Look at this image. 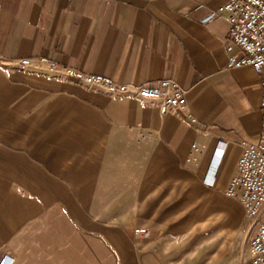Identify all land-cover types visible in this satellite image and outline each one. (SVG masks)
Returning <instances> with one entry per match:
<instances>
[{
    "label": "crops",
    "instance_id": "obj_1",
    "mask_svg": "<svg viewBox=\"0 0 264 264\" xmlns=\"http://www.w3.org/2000/svg\"><path fill=\"white\" fill-rule=\"evenodd\" d=\"M226 1L0 0V261L163 264L180 253L168 257L159 236L177 222L181 183L207 186L217 163L207 187L224 193L261 129L260 77L226 65L238 53L229 22H200ZM20 58L30 65L10 66ZM38 58L131 85L172 79L185 106L161 115L155 100L47 76Z\"/></svg>",
    "mask_w": 264,
    "mask_h": 264
},
{
    "label": "built area",
    "instance_id": "obj_2",
    "mask_svg": "<svg viewBox=\"0 0 264 264\" xmlns=\"http://www.w3.org/2000/svg\"><path fill=\"white\" fill-rule=\"evenodd\" d=\"M224 16L230 24L228 42L237 48L238 53L227 56L228 68L250 66L260 77L261 129L255 144L243 147L236 168L226 184L224 194L236 200L251 220L252 233L248 241L249 264H264V0H227L217 10H212L200 22L206 24L216 16ZM30 58H20L10 62V66L25 69L30 65ZM45 66V75L61 78L75 85L100 87L111 94L138 96L155 100L161 115L185 106L184 91L178 82L162 79L158 85L143 83L131 85L116 82L101 74L84 73L74 67L60 65L46 58H38ZM187 117H190L188 114ZM226 142L218 141L219 158ZM202 153V146L192 144L189 161H196ZM217 161V158H215ZM212 172L204 178L207 186L213 185V175L217 163H213ZM149 229L136 227L133 234L148 235ZM2 258L0 264L5 263Z\"/></svg>",
    "mask_w": 264,
    "mask_h": 264
},
{
    "label": "rangeland",
    "instance_id": "obj_3",
    "mask_svg": "<svg viewBox=\"0 0 264 264\" xmlns=\"http://www.w3.org/2000/svg\"><path fill=\"white\" fill-rule=\"evenodd\" d=\"M178 203L174 228L162 230L159 237L168 257L176 247L180 253L163 264H249L251 220L236 200L224 195L223 186L181 183Z\"/></svg>",
    "mask_w": 264,
    "mask_h": 264
}]
</instances>
